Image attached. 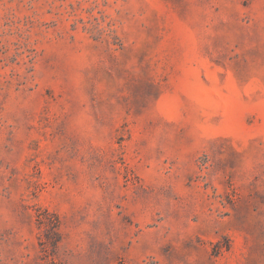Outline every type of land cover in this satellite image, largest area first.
Segmentation results:
<instances>
[{
	"label": "rangeland",
	"instance_id": "1",
	"mask_svg": "<svg viewBox=\"0 0 264 264\" xmlns=\"http://www.w3.org/2000/svg\"><path fill=\"white\" fill-rule=\"evenodd\" d=\"M0 264H264V0H0Z\"/></svg>",
	"mask_w": 264,
	"mask_h": 264
}]
</instances>
